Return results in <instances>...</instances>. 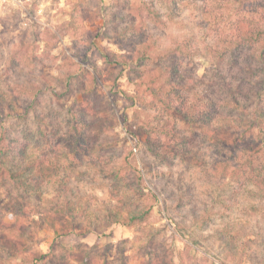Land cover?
Masks as SVG:
<instances>
[{
	"label": "rangeland",
	"instance_id": "374dc122",
	"mask_svg": "<svg viewBox=\"0 0 264 264\" xmlns=\"http://www.w3.org/2000/svg\"><path fill=\"white\" fill-rule=\"evenodd\" d=\"M252 7L238 8L227 0H0L2 88L23 97L29 93L34 98L39 92L42 102L36 111L45 121H36L32 111L27 124L17 125L13 144L18 153L29 148L32 160L48 159L53 165L55 182L44 186V198L65 195L89 212L88 221L105 213L108 203L117 205L121 200L150 210L147 229L117 223L89 228L84 218L75 222L70 217L65 223L55 219L53 228L51 215L45 214L44 206L39 210L30 196L21 218L37 222L28 223L35 238L22 240L29 241L33 251L45 255L62 244L72 264H156L152 262L155 258L144 253L147 242L161 251V257H168L170 264H264V202L252 192H238L239 180L229 176L230 167L220 164V176L213 175L211 160L221 163L222 156L218 157L216 146L194 142V125L185 127L177 113L173 114L174 128L183 135L188 151L167 161L153 154L146 138L148 117L154 110L141 104L142 97L148 99V72L170 66L174 61L171 49L185 40L201 53L206 51L205 44L230 49L229 45L239 42L237 56L245 59L251 51L240 44L239 34L245 26L251 29L260 22L263 13ZM135 49L151 55L141 69L146 73L143 79L130 71L129 64L116 68L114 62L102 59L108 56L116 61ZM191 55L177 66L186 87L184 99L194 109V100L202 104L209 97L201 82L194 90L195 75L216 81L221 66L202 60L194 64ZM233 66L226 68L229 79L238 74V66ZM53 90L63 94L61 98ZM135 95L139 98H132ZM69 107L78 111L80 123L77 134L81 141L72 140L68 146L73 147L65 139L74 119L68 114ZM19 110V116L26 113ZM84 111L87 114L82 116ZM100 143L106 145L98 152ZM168 144L178 148L175 141ZM67 147L78 155L79 166L64 174L61 171L70 163L63 156ZM194 151L202 155L196 174ZM229 151L232 149L226 145L223 155ZM116 167L121 169L117 181L136 182L135 189L124 183L116 191L108 176ZM57 176L69 178L62 189ZM141 190L143 196L136 193ZM225 229L228 233L220 232ZM91 247L95 248L85 263L75 260L86 257ZM2 256L0 261L24 264L23 255Z\"/></svg>",
	"mask_w": 264,
	"mask_h": 264
},
{
	"label": "trees",
	"instance_id": "16d2710c",
	"mask_svg": "<svg viewBox=\"0 0 264 264\" xmlns=\"http://www.w3.org/2000/svg\"><path fill=\"white\" fill-rule=\"evenodd\" d=\"M227 4L237 6L238 8L252 4V8L256 12L262 10L260 22L252 26L251 29L245 26L246 29H241L238 37L240 44L244 45L246 50H250L251 52L245 54V59L237 56L238 42V45H232L233 43L229 45L230 49L215 48L205 44L203 46L206 51L201 53L195 47V44L193 50L190 40L187 42L185 40L182 42V46L178 45L176 49H171V52L169 51L174 58L170 66L156 71H149L146 68L149 71V84L146 91L148 99L142 97L141 104L144 108L152 107L154 110L152 114L150 113L152 116L149 115L148 117L147 126L150 128L146 143L151 152L158 155L164 161L170 159V156L173 158L180 153L187 152L188 149L183 145L185 140L183 139V135L178 133L174 128L173 114L177 113L180 115L185 127L194 125L192 126L194 127V142L203 141L207 142L210 146H216L218 157L222 156L224 162L218 163V160H211L212 165L215 166L213 175L220 176V164L226 169L230 167L229 176L235 181L239 180L236 186L238 192H252L264 202V3L263 0H227ZM176 53L178 56L174 55ZM190 53L194 57V64H198L202 60L209 64L213 63L221 66L220 72L215 73L216 81L211 80V77L208 80L204 78L197 79L195 75L194 90L197 88V83L201 82L203 84V91L208 93L209 97H206L208 99L202 104L194 100V109H191L184 99L186 95L183 92L185 86L179 78L180 67L177 66L180 60L183 57H189ZM126 56L121 59H115L116 61H111L108 56H103L102 59L105 63L114 62L116 68H124L125 65L122 64H129L128 68L130 71L135 74L137 73L143 79L146 73L141 69L145 67L146 61L151 59L150 52L135 49L132 53L128 54V57ZM233 65L238 66V74L229 79L226 76L228 73L226 68L232 69ZM194 69L196 70V67ZM209 80H211L210 83H205V81ZM53 93L57 95V99L63 95L56 93L55 90H53ZM28 95L29 93H26L25 96L27 97ZM26 97L10 93L7 89L2 88L0 83V190L3 191L0 193V206L3 204L2 201H5L0 208V257H3L2 255H7L8 257L23 255L24 264L25 261L32 264H72L73 262L71 255L68 254L67 247L62 246V244L57 245L56 248H50L48 254L40 255L38 251H33V246L29 245V241L22 240L35 238L30 231L32 227L28 225L32 223L37 224V222L35 220L29 222L27 217L21 218L25 216L22 214L27 212L29 200H31L30 196H34V204L39 210L44 206L45 209L43 210L45 214L51 215L50 222L53 228L56 227L54 224L55 219L60 218L65 223L68 221L67 218L70 217L75 222L80 218H84L83 220H86L89 228H97L101 223L106 224L104 228H108L110 224L117 223L137 230H141L142 228L147 229L150 217L148 207L145 209L139 205L131 207L122 200H119L120 202L117 205L108 203L107 206L109 208L103 211L105 213L99 212L95 214L94 221H88L87 214L89 212H85L79 203L72 201L65 195H59L57 198L53 197V199L44 198V194L42 193L44 186L55 182L56 171L53 165L49 163L48 159L38 161L35 158V160H32L31 157L33 156L27 154L29 143L25 145L28 149L23 148L24 150L20 153L16 151L17 144H13L15 142L13 138L17 134V125L27 124V116L32 111L34 112V119L36 121H45V117L39 115L36 111L42 104L39 92H35L34 98L31 95ZM134 97L139 98L137 95L132 98ZM153 101L155 105L152 103ZM19 108H23L26 113L19 116V112H22ZM69 113L74 116V119L73 123L69 125V129L65 132L67 146L71 144L72 140L81 141L78 139L77 134V126L80 125L77 118L78 111L69 107ZM86 114L87 112L83 113L82 116ZM10 120L18 122L14 123ZM84 121L81 120V122ZM73 131L75 132L72 133ZM152 135L156 137H152ZM173 141L178 145L177 149L169 146L168 143ZM105 145V143H100L99 150L96 151L99 152ZM226 145L229 148L231 147L232 152L229 151L224 156ZM86 146L88 148L90 144H86ZM68 147L64 151L63 156H66V160L70 162L67 165L70 167H64V171H61L64 174L68 171L70 173L74 172L73 170L79 166V163L76 161L78 155L75 153L74 156ZM201 158V152L194 151V161L197 164L196 168H194V174L199 172L198 161ZM234 163H238V165L234 166ZM120 173L121 169L116 167L109 171L110 175L108 174L109 179L114 180V185L117 187L116 191L124 183L127 186L131 184L132 189H135L136 182L132 183L128 181L127 183H121V180L117 181ZM122 179L124 180V178ZM57 180V184L62 189L66 186L69 178L57 176ZM111 182L113 183V181ZM113 193L114 191H112ZM136 193L139 196L144 195L142 190ZM5 198H9V200L7 201ZM19 207L21 211H18ZM111 207L115 208V211ZM42 216L47 219V215L43 214ZM220 232L228 233L226 229ZM154 238L155 234H151V239ZM145 245H147L144 248L146 256L155 258L152 259V262L157 261L156 264H159V262L161 264H170L168 257H161L159 249L153 248L147 242ZM94 248H90L86 257H81V259L80 257H76L75 260L85 263ZM58 259L63 260L64 263H60L62 261ZM147 262H149V259H147ZM0 264H11V262L1 260ZM103 264L107 263L104 262Z\"/></svg>",
	"mask_w": 264,
	"mask_h": 264
}]
</instances>
